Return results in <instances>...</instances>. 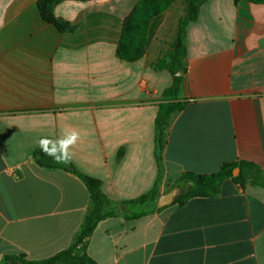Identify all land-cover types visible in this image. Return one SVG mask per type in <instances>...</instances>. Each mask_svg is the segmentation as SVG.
Returning <instances> with one entry per match:
<instances>
[{
  "label": "crops",
  "instance_id": "0c3cea01",
  "mask_svg": "<svg viewBox=\"0 0 264 264\" xmlns=\"http://www.w3.org/2000/svg\"><path fill=\"white\" fill-rule=\"evenodd\" d=\"M38 2L0 0V264L72 245L89 191L33 153L42 137L73 131L80 139L69 163L100 179L112 201L87 248L97 264H264V186L251 176L161 210L127 204L162 196L186 173L241 162L264 171V3L207 0L187 25L177 97L185 105L170 119L158 160L156 118L173 75L154 66L180 44L189 0L150 21L135 62L117 48L139 0L61 2L54 13L76 26L72 33L46 23Z\"/></svg>",
  "mask_w": 264,
  "mask_h": 264
},
{
  "label": "trees",
  "instance_id": "16d2710c",
  "mask_svg": "<svg viewBox=\"0 0 264 264\" xmlns=\"http://www.w3.org/2000/svg\"><path fill=\"white\" fill-rule=\"evenodd\" d=\"M64 1L88 2L91 0H39L38 9L41 17L46 23L54 26L61 33H72L75 31L76 26L57 17L54 13L56 5ZM175 1L176 0H139L135 9L125 18L122 36L117 48V56L121 60L135 62L144 56L150 21L166 11ZM206 1L207 0H189L190 13L188 17L182 21L180 44L165 57L157 61L154 66L156 69L168 70L173 75V84L164 93L167 101L160 105L156 118L155 140L158 160L166 144L170 119L175 112L182 110L185 105L184 102L177 100L183 82V76L177 74L180 71H185L183 65V60L186 57V45L184 42L185 30L188 24L197 20L200 7ZM241 1L255 4L264 3V0H234V3L237 4ZM33 159L42 167L48 169H62L80 178L89 191L90 204L75 239L68 249L43 260H29L23 255L7 256L5 264H97L87 254V248L98 223L111 215V213H108V208L112 203L103 192L102 181L83 175L70 163H55L51 157L44 155L40 149H37L33 153ZM238 167H240V173L234 176V170ZM248 176H251L250 182L252 184L264 186V171L258 166L246 162H241L239 164H224L217 172L212 174L186 173L182 175L177 182V185H180L185 192L174 204H183L188 199L197 196L216 195L220 190L221 184L228 178L233 179L236 183L244 185V183L248 182ZM159 197L158 191H152L136 200L127 202V204H136L145 201L152 203L153 201L158 205ZM163 208L164 207H159V210Z\"/></svg>",
  "mask_w": 264,
  "mask_h": 264
},
{
  "label": "clouds",
  "instance_id": "9594fccd",
  "mask_svg": "<svg viewBox=\"0 0 264 264\" xmlns=\"http://www.w3.org/2000/svg\"><path fill=\"white\" fill-rule=\"evenodd\" d=\"M80 139V134L76 131L65 133L57 139L42 137L38 141L39 149L44 155L49 156L55 163L67 164L71 160L69 151Z\"/></svg>",
  "mask_w": 264,
  "mask_h": 264
},
{
  "label": "water",
  "instance_id": "95a60500",
  "mask_svg": "<svg viewBox=\"0 0 264 264\" xmlns=\"http://www.w3.org/2000/svg\"><path fill=\"white\" fill-rule=\"evenodd\" d=\"M177 75L182 76L183 71H180ZM240 171L239 168H236L234 170V176L238 174ZM185 190L180 186L176 185L174 188H172L170 191L166 192L159 198L158 206L161 207H166L169 205H172L175 203V201L184 194Z\"/></svg>",
  "mask_w": 264,
  "mask_h": 264
},
{
  "label": "rangeland",
  "instance_id": "374dc122",
  "mask_svg": "<svg viewBox=\"0 0 264 264\" xmlns=\"http://www.w3.org/2000/svg\"><path fill=\"white\" fill-rule=\"evenodd\" d=\"M158 202H159V201H158ZM152 203H153L154 205H156V203H155V202H153V201H152ZM156 206H157V205H156Z\"/></svg>",
  "mask_w": 264,
  "mask_h": 264
}]
</instances>
